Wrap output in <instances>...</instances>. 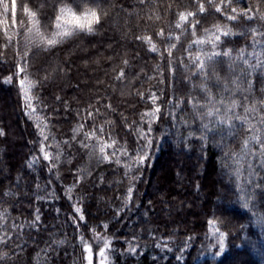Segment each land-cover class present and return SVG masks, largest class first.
Here are the masks:
<instances>
[{"label":"trees","instance_id":"16d2710c","mask_svg":"<svg viewBox=\"0 0 264 264\" xmlns=\"http://www.w3.org/2000/svg\"><path fill=\"white\" fill-rule=\"evenodd\" d=\"M61 7H95L100 23L93 33L75 31L50 50L28 45L33 20L50 36ZM187 12L196 15L177 28ZM262 14L264 0H16L14 22L12 0H3L0 254L7 256L0 264H88L85 243L92 264H264V167H254L248 180L247 171L238 178L233 166L255 129L264 141ZM217 24L233 34L222 36L216 50L230 51L233 59L218 57L207 85L213 100L237 101L232 129L202 120L193 108L210 106L194 58L213 51L211 43L193 41L206 39ZM152 44L157 51H149ZM18 64L25 71L18 72ZM25 78L33 84L31 109L20 85ZM232 80H239L238 88ZM156 107L152 120L145 114ZM204 124L211 129L206 139ZM101 143L112 145L105 149L108 161L98 151ZM143 152L145 162L126 170L129 157L134 161ZM248 159L259 166V154ZM105 239L110 244L101 257Z\"/></svg>","mask_w":264,"mask_h":264},{"label":"snow or ice","instance_id":"6c2138e0","mask_svg":"<svg viewBox=\"0 0 264 264\" xmlns=\"http://www.w3.org/2000/svg\"><path fill=\"white\" fill-rule=\"evenodd\" d=\"M144 0H141V3H143ZM0 3H3V0H0ZM57 3H61V0H57ZM81 3H89V4H94V3H99V0H81ZM5 12L8 11V5L3 4ZM55 9V5L53 6ZM78 7V6H77ZM216 11L220 12L221 11V6L216 7ZM236 9H232L233 13H236ZM60 14L56 15L55 20H56V31L53 32L50 36H47L44 32L41 31V26L39 25V21L33 20V27L30 29V36L26 38V43L30 45L31 47H39L43 48L44 50H50L54 46L63 43L67 38L71 37L74 35L75 31H79L82 33H93L94 32V25H97L100 23L101 15L100 12L97 10L95 7H88L85 8L83 11H74L70 7H61L59 10ZM199 12L204 13L205 12V6L203 3L200 4L199 7ZM12 13H13V21L15 22V13H16V0H12ZM25 13L31 15L32 17H35V13H30L28 8L25 7ZM196 13L193 12H187V13H180L179 15V21L176 25L177 28L181 27V24L183 22L188 21L189 17L195 16ZM237 17L236 15H228L227 19L228 20H235ZM249 19H252L251 16L248 17ZM261 19H264V14L261 15ZM198 23V22H197ZM193 27V35H195V27L196 24L192 25ZM215 31L212 32L210 35L206 36V39H197L194 40L193 43L200 45L204 43H211L213 51L211 52H203V49H201V52H203V56L197 55L194 58V61H198V63H195V67L197 69V74H202L203 75V82L201 84V89L204 92H208L209 94V105H197L193 103V108L200 109L199 115L200 118L203 120L204 118H210V120L214 121L216 126L220 125H228L229 129L234 128L236 125L233 123V116L235 115L234 109L237 106V101L235 99L230 100L228 103H225L223 99H221L219 102L215 101L212 99L211 93L208 89L207 85V80L209 78V75L215 74L216 72V65L220 63L219 60H217L218 57H227L229 60H232L231 52L230 51H218L217 46L221 42V37L222 36H229L232 35L231 29L227 25H215L214 26ZM207 33V30H206ZM163 30H161L160 35L163 36ZM253 36L257 34L256 30L253 29ZM140 39V37H138ZM149 44H151V38L150 37H144ZM179 39V37H177ZM176 45L173 44L169 47L168 53L169 56L172 54V49L175 48ZM191 47V45H190ZM149 51L155 52L157 51V48L154 44H152L151 48ZM28 53H25V57H27ZM244 63H248L247 60L244 61ZM27 64V60H25V66ZM125 64H127V61H125ZM18 72H23L25 71V67H21L20 64L17 65ZM124 76L123 70H121L118 78H121ZM217 80H219V76L216 77ZM233 85H236V87H239V80H232L231 82ZM21 89L23 92V98L25 100V107L31 109L32 108V96L29 94L31 88L33 87V84L31 81L27 80V78L22 79L20 81ZM229 89V85L225 84L224 86V91L227 93ZM153 102H155L156 97L153 95L152 97ZM192 103V101H189ZM217 103L220 106H216ZM110 107V106H109ZM207 108L206 111L204 109ZM254 109H245V111H250ZM34 111V109H33ZM160 108L156 107L153 111L146 113L145 115L152 118L154 120L156 113H159ZM27 115H31V112H26ZM92 113H89V116H91ZM237 119H240L237 117ZM152 120L149 121V129L148 132L151 131V122ZM82 127V126H81ZM250 128H252V125H249ZM209 124H204L202 128V139H206L207 137L203 135L204 132L210 131ZM102 131V129H101ZM41 135L44 136V139H47V135L44 133L43 129H41ZM95 133H92L91 136H88L89 139L94 136ZM141 138L144 139L146 138L145 133L143 130L140 132ZM114 143V142H113ZM260 144V150L259 153L252 151L253 146L256 144ZM151 144V141H149V146ZM82 146L85 148L90 147L88 144H83ZM112 147L111 144H104L101 143L99 146V153L100 156L102 157L103 160L108 161L110 157L105 154V149ZM41 151L44 152V159L49 160L50 159V154L46 151H44V146H41ZM96 151L95 148H93V153L94 154ZM124 155H127V152L125 151L123 153ZM259 154L260 156V164L259 166L254 164V161L249 160L248 157L251 155L252 157H256ZM148 157L147 152H143L142 154H137L135 157V160L133 161L131 157H129V160L131 163L125 164L126 170H131V167L135 165H142L145 160ZM56 159H59V156L55 157ZM119 158L117 157V163H119ZM233 166L235 169V175L238 178H244L243 173L247 171V177L246 179L251 180L255 176V172L253 171L254 167H264V141L261 140V133L259 129L254 130V134L250 135L248 139L244 142V147L242 148L241 152L236 154L234 159H233ZM134 178V177H133ZM69 192H71V189H69ZM132 195V188L129 187L128 189V198L130 199ZM71 198V197H70ZM75 211L77 213H80V209L77 207L75 208ZM80 220H84L83 215H80ZM39 217H37V220ZM106 227V226H105ZM220 241H219V248L220 252L224 250V233L220 232L219 233ZM60 243H63L62 241ZM110 241L105 239L104 242V247L100 249L99 255L101 257H105V250L109 248ZM85 252L88 253L86 256V259L88 261V264H92V252L91 248L85 243ZM130 251H135V249H130ZM219 255V253H217ZM5 256H7V253L0 254V259H3ZM100 264H105V259H101Z\"/></svg>","mask_w":264,"mask_h":264}]
</instances>
